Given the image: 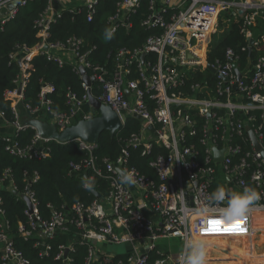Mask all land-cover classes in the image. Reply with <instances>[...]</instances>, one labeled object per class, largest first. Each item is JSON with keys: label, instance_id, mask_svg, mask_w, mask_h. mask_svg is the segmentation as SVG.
<instances>
[{"label": "built area", "instance_id": "2783aa9c", "mask_svg": "<svg viewBox=\"0 0 264 264\" xmlns=\"http://www.w3.org/2000/svg\"><path fill=\"white\" fill-rule=\"evenodd\" d=\"M32 1L0 0V30ZM101 1L48 0L45 11L36 19L37 42L16 44L9 58L18 62L19 73L14 87L5 92L12 103L11 124L15 131L0 134V140L19 159L44 160L49 155L44 143L52 139L42 138L34 127L22 122L18 107L22 104L30 117L49 118L63 130L76 123L80 115L79 120H86L99 114L91 107L83 111V104L88 103L91 95L118 113L123 123L120 129L129 116L141 122L139 131L120 141L121 153L114 160L99 158L98 141L77 138L63 142L78 143L87 154L84 169L91 172H85L84 177L90 183L105 180L107 193H101L99 198L94 195L96 198L88 204L77 202L70 213L54 209L47 219L32 190V184L40 177L37 171L29 177L25 170L27 185L21 191L11 169L0 176V184L25 201L27 221L19 222L17 233L25 241L34 242L39 256L49 257L50 240L58 229L68 230L73 225L71 241L87 248L85 264L113 260L116 264H149L152 254L156 255L153 264H181L182 249L174 252L168 246L163 252L157 240L177 237L182 244L188 233L198 232L206 237L217 232L214 226H225L218 210L223 205H212L217 210L207 217L198 211L217 186L241 190L253 185L261 199L251 206L245 218L256 217V211L264 212L263 152L255 149L246 130L251 123L264 146V122H258L255 115L239 117L240 112L260 110V118L264 119V29H255L260 20L264 21V0H119L106 17L111 36L120 29L131 30L133 17L138 14L140 25L149 34L139 46H120L111 51L108 57H112V65L93 60L97 45L90 44L85 37L74 34L61 40L52 39L51 34L53 24L64 11L74 15L73 20L83 18L93 23ZM237 22L241 23L247 44L238 50L227 47L220 55L216 50L223 34ZM240 50L249 52L244 66ZM38 55L61 67L70 65L80 77L86 94L79 99L69 88L67 111L52 107L49 94L54 85L50 83H43L39 104L24 103ZM81 68L91 78L90 83ZM237 71L241 73L240 79ZM96 90L102 93L96 95ZM0 118H5L2 112ZM28 127L34 128L36 135L31 144L22 146L17 134ZM155 147L160 150L149 165L157 178L128 164L130 148L140 149L141 156L148 157ZM215 148L224 150L221 161L215 158ZM162 149L168 153L163 154ZM71 165L75 170L82 169L78 164ZM0 215L5 218L1 206ZM11 230L8 220L0 222L1 263L33 264L16 247ZM114 245L126 249L117 251ZM75 250L73 243H62L55 260L74 264Z\"/></svg>", "mask_w": 264, "mask_h": 264}, {"label": "trees", "instance_id": "16d2710c", "mask_svg": "<svg viewBox=\"0 0 264 264\" xmlns=\"http://www.w3.org/2000/svg\"><path fill=\"white\" fill-rule=\"evenodd\" d=\"M119 0H102L99 6V13L93 23L86 22L83 18L73 20L71 14L63 12L62 18L51 29L52 39L66 40L69 36L77 34L86 38L90 44L97 45V52L93 60L104 64L109 62L112 65V57L108 54L120 46L135 47L144 42V38L149 34L146 29L140 25V16L133 17L134 26L131 30L120 29L111 39L105 38V32L108 30L106 17L112 13ZM48 0H34L23 7L15 19L9 21L3 30H0V112L4 114V119L11 122L14 119L12 103L5 97V92L14 87V79L19 73V64L11 61L9 54L15 48L16 44L34 45L37 40L36 19L45 11ZM145 8V1L142 9ZM144 10V9H143ZM241 23H233L230 30L223 34L222 42L216 52L221 55L225 48L233 47L240 49L247 44L246 38L241 32ZM257 27V28H256ZM255 29H264V21L260 20ZM241 51V50H240ZM242 66H244L247 51H241ZM253 55V53H252ZM43 83L54 85V91L49 94L52 98V107L58 111H67L69 106L66 102V91L72 89L79 99H82L86 91L82 87L81 79L70 65L59 66L54 61L47 60L43 55L34 58V68L30 77L29 84L25 91L24 103L35 106L40 103L39 94ZM102 91H95L96 95H100ZM90 106L84 102L83 111H89ZM259 110H252L248 113L240 112L239 117L246 119L255 115L260 117ZM82 117L80 115L76 120ZM260 119V118H259ZM45 120L49 118L45 117ZM76 121V122H77ZM141 126L140 120L134 117H127L125 126L111 135L109 131H104L100 135L98 150L96 154L100 159L109 157L116 159L121 153L122 139L128 138L133 132L139 131ZM0 134H5L0 132ZM36 135L34 128L28 127L18 132L17 139L22 146L32 143ZM48 157L44 160H26L19 159L11 155L6 149L5 144L0 140V176L6 169H11L12 177L18 184L19 190H23L27 185L24 175L25 170L31 177L35 171L39 173V180L32 184V190L35 191L39 208L42 215L50 219L54 209L71 212V208L77 202L91 203L96 197L91 190L86 189L83 184L86 180L85 172L90 175V171L84 169L87 154L81 151L77 142L63 143L57 140H49L44 143ZM158 147L154 148L151 156H141L140 149L130 148L129 165L137 167L142 173L157 178L153 167L149 165V161L158 154ZM163 154H167L166 149H162ZM72 163L82 167L81 170H75ZM94 188L104 195L108 190V183L102 179L91 181ZM253 186V185H252ZM1 207L5 210V218L0 215V222L4 219L8 220L12 228V237L16 247L21 250L25 257L33 264H60L55 260L59 245L62 243H73L75 245L74 264H85L87 248L75 241H71V236L75 231L73 225L68 230L58 229L56 236L50 240L51 251L49 257L38 255V250L34 247L33 241H25L18 233L17 227L19 222H26L27 217L24 215L26 208L25 201L7 187L0 184ZM49 204H51L49 206ZM156 255L152 254L149 264H153ZM0 264L1 260H0ZM105 264H116V261L107 262Z\"/></svg>", "mask_w": 264, "mask_h": 264}, {"label": "crops", "instance_id": "0c3cea01", "mask_svg": "<svg viewBox=\"0 0 264 264\" xmlns=\"http://www.w3.org/2000/svg\"><path fill=\"white\" fill-rule=\"evenodd\" d=\"M18 110L22 122L25 123L27 120L34 119L29 116L22 104L18 107ZM45 121L52 123L49 120ZM258 122H264V119L260 118ZM249 124L251 125V123ZM249 124L246 127L250 126ZM29 126L34 127L32 125ZM14 131L15 128L11 122L0 118V132L12 133ZM262 214L264 215V212ZM259 224L258 216H256L252 219L244 218L239 224H226L223 227L216 226V228L214 226V230L217 232L206 236L211 244L208 264H264V242L258 240L259 230L261 229ZM246 238L249 241L245 240ZM240 248L243 249L240 250Z\"/></svg>", "mask_w": 264, "mask_h": 264}, {"label": "clouds", "instance_id": "9594fccd", "mask_svg": "<svg viewBox=\"0 0 264 264\" xmlns=\"http://www.w3.org/2000/svg\"><path fill=\"white\" fill-rule=\"evenodd\" d=\"M111 32L106 30L105 38L111 39ZM83 186L91 190L93 184L85 180ZM261 199V193L253 186H243L241 190H232L223 185L211 193L209 200L199 207L198 211L204 216L213 214L217 209L212 205H223L219 213L224 224H239L248 214L251 206ZM211 244L209 239L198 232L188 233L183 238L181 264H208Z\"/></svg>", "mask_w": 264, "mask_h": 264}, {"label": "water", "instance_id": "95a60500", "mask_svg": "<svg viewBox=\"0 0 264 264\" xmlns=\"http://www.w3.org/2000/svg\"><path fill=\"white\" fill-rule=\"evenodd\" d=\"M251 42H253V39ZM81 72L85 74V69L81 68ZM237 74L238 79H240L241 73L237 71ZM85 80L88 83L91 82V78L87 74H85ZM236 87L237 86H235V88ZM126 93L128 94V91ZM88 104L92 110H98L99 114L91 119H81L63 130H59L55 124L41 118L27 120L25 124L34 126L42 138L58 140L60 142H66L77 138H82L89 142H97L102 132L109 131L111 135H114L115 132L122 127V120L118 113L112 109L111 105L105 104L91 95L89 96ZM150 128L153 129V126H150ZM246 130L249 131L255 149L261 150L264 157V146L259 142L250 126H247ZM223 153V149L215 148V158L217 161L223 159ZM119 171L122 175H125L122 170ZM91 190L98 198L102 196L101 192L95 190L93 187Z\"/></svg>", "mask_w": 264, "mask_h": 264}, {"label": "rangeland", "instance_id": "374dc122", "mask_svg": "<svg viewBox=\"0 0 264 264\" xmlns=\"http://www.w3.org/2000/svg\"><path fill=\"white\" fill-rule=\"evenodd\" d=\"M157 245L159 246V248L165 252L166 248L168 246H170L172 248L173 251L175 252H180L182 249V244L179 240V238L177 237H170V238H166V239H159L157 240ZM114 248L117 251H122L123 249H126V246L123 245H114Z\"/></svg>", "mask_w": 264, "mask_h": 264}, {"label": "bare ground", "instance_id": "6f19581e", "mask_svg": "<svg viewBox=\"0 0 264 264\" xmlns=\"http://www.w3.org/2000/svg\"><path fill=\"white\" fill-rule=\"evenodd\" d=\"M256 216H258V220H259V222H260V224H259V227L261 228L260 230H259V241H262V242H264V215L262 214V212L261 211H256ZM215 228H216V226H215ZM261 232V233H260ZM245 240H247V241H249V239L248 238H246ZM248 243V242H247ZM246 243V244H247ZM228 245V244H227ZM241 249H243V248H240V250Z\"/></svg>", "mask_w": 264, "mask_h": 264}]
</instances>
